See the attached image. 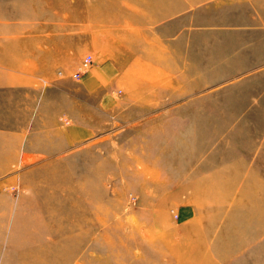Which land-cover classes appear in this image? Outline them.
<instances>
[{
  "label": "rangeland",
  "instance_id": "rangeland-1",
  "mask_svg": "<svg viewBox=\"0 0 264 264\" xmlns=\"http://www.w3.org/2000/svg\"><path fill=\"white\" fill-rule=\"evenodd\" d=\"M112 2L137 5L113 9L123 31L81 15L31 105L0 93V128L46 157L0 176V264H264V0Z\"/></svg>",
  "mask_w": 264,
  "mask_h": 264
},
{
  "label": "crops",
  "instance_id": "crops-1",
  "mask_svg": "<svg viewBox=\"0 0 264 264\" xmlns=\"http://www.w3.org/2000/svg\"><path fill=\"white\" fill-rule=\"evenodd\" d=\"M118 6L135 10L137 5H129L127 2L115 3L112 0H7V3L0 2V11L4 13L3 16L12 18V20L18 19L17 23L12 21L7 24L6 28L0 27V33L7 32V35L4 36L0 34V93L17 92L21 97H24V105L28 103L31 105L32 90L37 89V81L48 78L46 71L41 73L34 71V65L40 64L43 66L48 65L49 62L55 64L58 61H63L66 56V48L70 45L74 46L75 41L81 42V39L85 37H82L81 30L78 32L71 31L72 34L66 37L64 35V30H66L64 24L72 25L75 28L77 27L76 24L82 22V19L79 18L82 15L88 17L85 21L89 22V27L97 29L96 31L106 33H113V31L119 29L123 31L124 29H121L119 25L114 28V24H118V20L113 21L115 18L113 17V9H120ZM167 7L164 9L166 11L163 16L165 18L170 16V19L173 13H176V3L168 2ZM171 10H173L172 13ZM161 14L162 12L157 15L149 14L146 19L143 16V22L147 21L151 24V17H154L153 22H157L162 17ZM50 15L53 17L51 22L49 20ZM129 19L132 24L141 23L140 20H134L130 17ZM171 28L175 31L174 24H169L168 31H171ZM137 30L135 28L130 31ZM166 31L167 29H165ZM34 32H46V34L45 37L38 39L37 35H33ZM109 37H112V34ZM85 39L88 40V43H84L83 48L88 51L93 46V40L96 41V39L90 36ZM138 39H141L140 34ZM140 43L138 44L139 47H145ZM151 47L158 49L156 41ZM80 59L81 49L78 48L74 61L78 60L79 62ZM111 63L109 62L108 65H112ZM44 70V68H40V71ZM104 70L105 75L103 78L115 79L116 74L112 66H107ZM102 74L104 73L102 72ZM97 79L100 80L99 77ZM92 90L94 91L92 93L96 96L98 90L95 86ZM27 96H29L28 101ZM72 133L74 135H72L71 142L79 141L80 131L73 129ZM32 140L27 127L0 128V176L16 175L18 169L22 170L29 159L46 158L41 154L42 151L33 148ZM62 145H64V140Z\"/></svg>",
  "mask_w": 264,
  "mask_h": 264
},
{
  "label": "built area",
  "instance_id": "built-area-1",
  "mask_svg": "<svg viewBox=\"0 0 264 264\" xmlns=\"http://www.w3.org/2000/svg\"><path fill=\"white\" fill-rule=\"evenodd\" d=\"M91 63H92V56L91 55L84 56L78 69L71 75V78L74 80L80 79L82 75L86 73ZM59 75H61V73H59Z\"/></svg>",
  "mask_w": 264,
  "mask_h": 264
},
{
  "label": "bare ground",
  "instance_id": "bare-ground-1",
  "mask_svg": "<svg viewBox=\"0 0 264 264\" xmlns=\"http://www.w3.org/2000/svg\"><path fill=\"white\" fill-rule=\"evenodd\" d=\"M103 20V19H102Z\"/></svg>",
  "mask_w": 264,
  "mask_h": 264
}]
</instances>
